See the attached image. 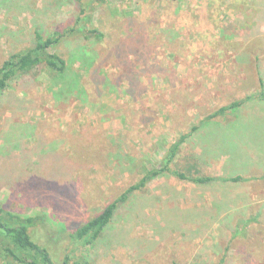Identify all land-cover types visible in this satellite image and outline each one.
Here are the masks:
<instances>
[{"label": "rangeland", "instance_id": "rangeland-1", "mask_svg": "<svg viewBox=\"0 0 264 264\" xmlns=\"http://www.w3.org/2000/svg\"><path fill=\"white\" fill-rule=\"evenodd\" d=\"M79 4L0 0V65L35 31L105 36L65 34L48 50L64 58V74L19 75L0 96V199L22 216L46 214L53 232L30 230L59 263L264 264V101L255 98L264 0H82L83 14ZM192 127L170 170L248 181L165 172L128 197L96 242L71 241L69 230L160 167Z\"/></svg>", "mask_w": 264, "mask_h": 264}, {"label": "trees", "instance_id": "trees-1", "mask_svg": "<svg viewBox=\"0 0 264 264\" xmlns=\"http://www.w3.org/2000/svg\"><path fill=\"white\" fill-rule=\"evenodd\" d=\"M81 2L82 0H78L80 7L82 6ZM82 7L80 8V13L83 14L85 13V9ZM86 18L87 16L77 17L76 23L84 21ZM65 34L70 35L69 37L80 35L87 41L91 39L95 43H101L105 37L102 32L92 27L88 29L78 26L70 27L62 33L55 32L46 37L39 31H35L32 46L21 52L12 54L1 63L0 96L9 87V83L19 75H29L34 70L38 71L41 69H48L53 76H61L64 74L67 68L66 61L57 53H50L48 50L56 46ZM259 87L260 91L255 98L264 100V83L261 79H259ZM255 98L247 96L242 100L233 101L226 106L220 107L212 115L217 116L223 114L225 111L236 109L246 101ZM202 123L203 122H201V124ZM195 129V127H192L189 133L182 134L179 140L175 141L168 148L166 156L161 158L162 160L160 159V167L152 168L143 173L138 182L128 186L117 198L106 205L99 214L79 225L76 229L72 231L69 230L68 233L71 241H79L82 244H92L96 242L112 221L118 208L128 200V197L134 191L143 188L150 180L165 172L171 173L177 179L195 184H209L216 181H248L247 178L242 176L222 179L213 176H188L183 172L170 170L168 164L174 159L181 143H183ZM15 191H18L17 187ZM37 226H40L43 230L45 229L46 231L53 232L48 227V218L45 213L22 216L8 207L7 200L0 199V253L4 254L6 258H9L6 264H96L87 256H80L75 260L66 256L60 263L55 261L47 250V247H45L46 245L44 243L40 244L37 241L38 239L32 235L30 229ZM46 228H49V230ZM45 243L48 244L47 241H45Z\"/></svg>", "mask_w": 264, "mask_h": 264}, {"label": "crops", "instance_id": "crops-1", "mask_svg": "<svg viewBox=\"0 0 264 264\" xmlns=\"http://www.w3.org/2000/svg\"><path fill=\"white\" fill-rule=\"evenodd\" d=\"M264 101V100H263Z\"/></svg>", "mask_w": 264, "mask_h": 264}]
</instances>
